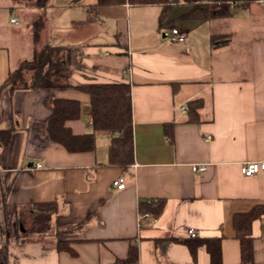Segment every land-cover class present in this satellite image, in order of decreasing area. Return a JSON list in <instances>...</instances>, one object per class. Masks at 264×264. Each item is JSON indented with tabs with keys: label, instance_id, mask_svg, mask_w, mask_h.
<instances>
[{
	"label": "crops",
	"instance_id": "0c3cea01",
	"mask_svg": "<svg viewBox=\"0 0 264 264\" xmlns=\"http://www.w3.org/2000/svg\"><path fill=\"white\" fill-rule=\"evenodd\" d=\"M97 2L48 0L37 8L35 0H0L8 12L0 15V131L11 132L7 144L0 138V264H117L131 246L138 247V264H210L204 246L195 259L183 243L193 239L191 228L198 240L224 236L222 263L241 264L233 218L264 206V173L247 177L240 170L264 160V4L223 5L222 17L194 20L184 17L192 10L186 0H170L168 26L159 19L163 6ZM40 17L36 46L33 24ZM167 26L185 32V42L162 35ZM45 44L70 51L75 85H129L128 170L108 165L112 132H95V151L88 153H70L48 136L55 99L81 104L80 118L68 123L72 134L94 132L88 93L6 86L9 74ZM122 177L125 188L117 190L113 183ZM162 201V213L153 215ZM48 202L59 207L49 232L22 235L20 221L31 223L33 206ZM252 226L249 264H264V217ZM64 241L75 256L57 249Z\"/></svg>",
	"mask_w": 264,
	"mask_h": 264
},
{
	"label": "trees",
	"instance_id": "16d2710c",
	"mask_svg": "<svg viewBox=\"0 0 264 264\" xmlns=\"http://www.w3.org/2000/svg\"><path fill=\"white\" fill-rule=\"evenodd\" d=\"M192 6V10L184 14V17L209 20L222 17L227 12L226 9H211L203 7L204 4L215 3L223 6L229 1L235 3L237 7H249L252 3L259 0H186ZM48 0H35L37 8H44ZM130 6H163L160 16V22H165L166 16L171 7L170 0H98L97 7H110L113 5ZM33 39L37 46L40 43V31L44 26V18L40 17L34 24ZM70 51L52 47L49 44L42 45L35 49L33 58L21 63L17 69L9 74L6 80V86L12 92L16 90L43 89V88H76L82 93H88L91 96V113L94 132L84 135L72 134L68 127L69 122L78 120L81 116V104L78 100L55 99L51 101L53 114L49 119L47 131L48 136L54 143L62 145L70 153H88L95 151L96 138L95 132L109 131L115 134L111 140L109 153V166L120 167L128 170L134 163L133 147V119L132 105L130 98V87L126 84H99V85H75L70 79L69 65ZM195 108L199 107L200 102H193ZM195 120V117H194ZM167 136L172 141L173 131L166 130ZM11 132L0 131V138L4 144L9 142ZM165 202L154 211L153 215L158 216L162 213ZM59 207L56 202L35 204L33 206V215L31 223H25V219L20 221L23 232L22 235L39 233L47 234L50 229V218L56 214ZM264 217V206L260 205L246 214H236L233 218V226L236 229V237L240 241L241 264H249L253 260V223L260 221ZM219 238H210L198 240L196 238L190 241H183L190 250L191 256L195 259L197 249L204 246L210 257V264H223L222 240ZM59 251H67L75 256L76 252L68 242H58ZM138 247L131 246L128 256L118 260L117 264H136L138 262Z\"/></svg>",
	"mask_w": 264,
	"mask_h": 264
},
{
	"label": "built area",
	"instance_id": "2783aa9c",
	"mask_svg": "<svg viewBox=\"0 0 264 264\" xmlns=\"http://www.w3.org/2000/svg\"><path fill=\"white\" fill-rule=\"evenodd\" d=\"M260 3L264 4V0H259ZM226 6L229 9L235 8V3L233 1H229L226 3ZM15 24L19 26L20 21L16 17H12L11 24ZM166 37L169 38L172 42L180 43L182 44L185 42L187 38V34L185 32H181L177 28H172L170 31L167 32ZM182 112H184V108L182 109ZM208 141L212 140L211 137L207 138ZM37 168H41L42 165L37 164L35 165ZM193 171L195 172H202L205 169V166H194ZM240 170L243 176L252 177L255 175H258L259 173H264V160L258 161V162H246L243 165L240 166ZM113 186L118 190H122L125 188V178H119L118 180L114 181ZM148 203L153 204L152 199H148ZM148 218H151V214H142L138 218L139 225L142 223L143 220H146ZM188 236L191 238H196L199 235V231L197 229L191 228L187 232ZM138 264V263H137Z\"/></svg>",
	"mask_w": 264,
	"mask_h": 264
},
{
	"label": "rangeland",
	"instance_id": "374dc122",
	"mask_svg": "<svg viewBox=\"0 0 264 264\" xmlns=\"http://www.w3.org/2000/svg\"><path fill=\"white\" fill-rule=\"evenodd\" d=\"M223 5H226V4H223ZM203 7H205V8H211V9H220L219 7H222L221 5H217V4H215V3H209V4H204L203 5ZM138 9H140V8H138ZM138 9H135V10H138ZM0 12H1V16H2V14H6V15H8V12H5V11H3V10H0ZM170 19H167V22H168V26H170L171 24H173L172 23V19H173V14H171V16L169 17ZM166 22V23H167ZM9 25V24H8ZM166 27V31H162L161 33H162V35L164 34V32H167V31H170L173 27ZM21 28V27H20ZM22 28H24V27H22ZM129 28H130V26H129V23L127 24V22H126V31H125V35L127 34V36L128 35H130L129 34ZM131 32L134 30V20H132V23H131ZM214 30L216 31L217 29H216V27H214ZM9 33V32H8ZM13 48V47H12ZM12 48H10V49H12ZM13 50V49H12ZM16 55V54H15Z\"/></svg>",
	"mask_w": 264,
	"mask_h": 264
}]
</instances>
